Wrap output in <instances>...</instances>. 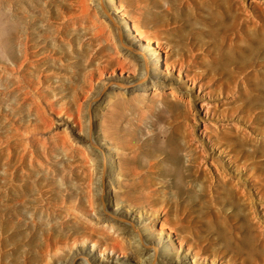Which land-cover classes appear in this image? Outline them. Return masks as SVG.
<instances>
[{
    "label": "rangeland",
    "instance_id": "1",
    "mask_svg": "<svg viewBox=\"0 0 264 264\" xmlns=\"http://www.w3.org/2000/svg\"><path fill=\"white\" fill-rule=\"evenodd\" d=\"M84 1L85 4H83ZM199 1L195 0V3L197 2L194 5L196 11L194 9L191 14V25L203 32L214 30L220 16L218 5L212 4L210 0ZM233 1L240 12L238 13L239 21L242 20L245 25L244 33H242L244 41L242 40L241 44H251L264 61V0ZM163 4H166L164 0H0V35L10 40L13 54L19 59V14L26 13L28 15L26 21L29 23L30 30L47 37V44L57 53L56 68L55 71H52L51 77V80L54 78L56 82L54 79L50 80L51 85L59 87L55 91L61 96L72 93L70 85L77 83L74 93L79 96L83 104L85 103L86 116L91 119L93 126V135L91 133L87 135L86 126L81 129L72 117L64 112L57 114V111L49 109L47 103H43V105L47 108L46 115L50 120L45 117L46 119H42L36 126L37 117L29 112L27 105H19V93L16 89L8 87L0 94L1 109L9 113L6 118L0 119V143H4L6 146V142H8L15 147L13 156L4 161L6 165L0 166V258H2L0 264H45V260L49 256L44 252L41 234L48 227L58 225L62 216L68 215L65 209L61 216L58 213L47 214L35 199L29 198L23 204V213L19 218V181L16 183L17 187L9 185L8 188L6 180L12 177L19 178V158L17 157L19 156V145L24 147L27 138H44L52 145L47 157L40 151L37 155L41 154L39 158L50 163L56 169L58 181L52 182V184L65 188L68 192H78L83 196L81 197L83 198L81 206L86 205L85 209H81L82 211L79 208L74 211L79 215V224L81 225L79 230L83 236H80L76 240L77 242L70 238L68 245L72 246H69L70 249L66 247L64 258L62 257L61 261H56L55 264L66 263L72 258L75 261L74 264H79L81 254H84V259L86 258L90 264H122V262L139 264L135 255H120L118 250L110 249L103 252L101 246L83 238L84 230L90 231L91 227L99 228L107 223V220H100L96 206L90 210L91 208L86 203L89 179L86 174L84 149H86V156L90 160L88 163L99 168L98 175L101 181L99 180L98 186H95L97 184L95 179L93 187L97 188L104 196L99 207L101 212L117 214L118 218H129L132 222L129 225L139 231L142 240L152 243L155 248L160 246V251L157 250L159 255L155 257L157 264H166V262L172 264H264V256L252 259L244 254V250L234 242H225L217 236V232L225 225L226 221L231 228L235 223L233 215L225 216L226 212L231 211V207L226 204L222 209L223 205L219 196L209 197L210 193L207 192L209 193H206L207 197L200 199L182 197L181 202L183 203L179 204L177 210L173 206L174 209L167 210L168 207H166L165 211L161 208L162 205L161 202L159 203L158 197L149 198L144 194L149 188L141 189L140 187V190L139 187L123 185L125 179L132 181L139 176H134L133 173H130L128 178L124 176L119 169L122 164L132 166L153 161L160 166H158L159 171H163L161 168L165 170L161 153L157 147L169 133L173 124H180L173 132L177 134L188 132L187 134L191 138L193 137L192 142L204 149L209 162V164L208 162L204 164V167L211 168L217 163H223L229 174H239L246 179L264 178L263 168H259L257 171L250 168L253 160L245 157L246 153H239L240 159H236L234 155L225 152L226 150H221V147H229V145L235 149L234 143L237 142L233 141L232 136L222 135L220 142H216L215 136H209L219 124H236L246 132L245 134L252 135V140L249 136L247 137L246 144L251 148L253 143L261 144L264 132L252 131L249 121L235 118L237 113L232 110L224 112L226 115L230 113L227 118L223 117V112L220 109L214 112L212 105L218 103L222 97L215 99L209 97L206 93L207 88L201 89L199 85L189 79L188 74L194 72L196 67L188 58H183L184 56L182 57L176 51V46L171 47L172 49L165 48L167 43L171 42L173 24L171 19L168 20L159 13L160 8H156ZM70 11L73 12L74 18L78 19L77 23L70 24V28L65 27L58 30V27L62 26L65 21L63 17L66 18L72 14ZM124 19L131 24H139L142 29L155 35L156 41L163 45L160 47L156 45V41L153 43L151 49L154 50L156 57L147 54L144 49L146 42L143 39L136 38L122 25L121 22ZM164 23H167V27ZM102 35L107 36L117 47L134 49L136 55L145 64L146 72L137 70L135 72L124 71L120 74V69L116 68L115 73L111 74V69L108 67L101 75L96 68L94 77L87 81L84 75L93 68L87 66L85 61L88 59L91 46L97 47V39ZM7 63V69L14 66L12 60H7ZM181 63L184 68L179 70ZM83 71L85 72L83 73ZM111 77H114L119 83L111 82ZM88 82H92V84H88ZM166 83L175 85L183 97L179 110H176V112L180 111V114H177V123L172 122L171 114L173 113L164 109L154 96L165 90L161 86ZM89 85L91 86L89 87ZM109 116L112 121L115 120L113 124L115 125L117 122L119 126L107 125ZM142 116H144L143 119L139 120ZM103 121H105L103 125L108 130L103 129ZM137 121L140 124L136 123ZM130 123L132 127L129 126V128L135 129L128 132L122 126L130 125ZM185 128L189 130L187 131ZM159 130L161 131L159 132ZM134 132L136 134L134 144L139 146L129 148L131 144L128 143H124L125 147L122 146L125 138L134 137ZM104 133L111 138L104 136ZM63 136L66 137L64 142L60 140L61 138L59 139ZM88 138L93 142L89 147L85 146ZM260 166L264 167V164H260ZM95 175L96 173H94V177ZM121 180L123 183L119 184ZM6 187L9 190L7 193H5ZM117 191H120L125 201L117 202L115 200ZM158 194L161 195V192ZM248 194L250 195L247 200L248 204L249 200L257 201L255 207L252 208L257 211L256 219L263 222L262 225H264V188L251 187ZM185 200L187 201L185 202ZM208 204L209 206H207ZM91 211L93 212L91 213ZM109 230V240L121 238L120 232L114 231L113 228H109ZM124 234L126 235V233ZM55 246L53 245V247ZM61 246H63L62 242Z\"/></svg>",
    "mask_w": 264,
    "mask_h": 264
},
{
    "label": "bare ground",
    "instance_id": "2",
    "mask_svg": "<svg viewBox=\"0 0 264 264\" xmlns=\"http://www.w3.org/2000/svg\"><path fill=\"white\" fill-rule=\"evenodd\" d=\"M164 1L166 4L157 6L156 8H160L159 13L168 20L171 19V23L173 24V32L170 38L171 42H168L165 48L170 49L171 47L176 46L175 48H177V50H175L180 53L182 57L184 56L183 58H188L191 63L194 64L192 65L196 67L194 72L188 74L189 79L194 84L199 85V88H207L206 93L209 97L214 99L222 97L218 103H214L212 105L214 112L215 110L217 111L220 109L223 112V117L227 118L230 113L226 115L224 112L232 110V112L237 113L235 118L238 117L241 120L249 121L252 131L264 132V61L261 59L262 57L259 52L255 50L251 44H241L243 40L242 33H244L245 25H243L242 20L241 22L239 21L240 16L238 13L240 12H238V8L234 1L210 0L212 1V4L218 5L220 16L218 15L219 19L216 28L209 32H203L191 25V14L195 9L194 5L197 4V2L195 3V0ZM83 4H85V1ZM70 13L72 14L66 16V18L63 17L65 21L64 23L62 22L63 24L61 23L62 26H59L58 30L69 27L70 24L77 23L78 19L74 18L72 11H70ZM26 20H28V15L26 13L19 14V59L11 51L10 40L6 39V37H1L0 35V45H2V48H0V94L8 87L16 89L19 93V105H27L29 112L33 113L37 117L36 126L39 125L42 119H46L45 117H47V108L43 105V103H47L49 109L57 111V114H59V112L66 113L68 116L72 117L73 121L79 124L81 129L83 126H86L85 129L87 131V135L90 133L93 135V126L91 119L86 116L87 110L84 106L85 103L83 104L79 96L74 93L77 83H72L70 85V88L73 90L72 93L68 92L69 94L66 93L61 96L57 94L55 89H59V87H53L50 83L52 71H55L56 68L55 64L57 61V53L50 45L47 44V37L30 30L29 23ZM121 23H123L122 25H124L129 32H132L136 38H141L146 42V44H144V49L147 54H151L156 57L154 50L151 49L153 43L156 41L155 35L148 33L137 23L131 24L125 19ZM166 24L165 26L167 27ZM58 36L60 35L58 34ZM97 41L98 44L95 43L97 47L93 48L91 46L90 52L88 53V59L85 61L87 66H91V68H93L90 71L88 69L89 72L84 75L87 81H90V79L94 77L96 68L101 75H103V72L107 70L108 67L111 69V74L115 73L116 68L120 69V74L124 71L135 72L137 70H142L144 73L146 72L147 69L145 64L136 55L134 49H123V47H117V45L112 43L105 35L100 36ZM155 43L157 46H163L158 41ZM7 60H12L14 62V66H10V69H7ZM182 67L183 65L181 63L179 70H181ZM84 72L85 71H83V73ZM77 79L80 78L77 77ZM110 81L119 83L114 77H111ZM54 82H56L55 79ZM89 83L92 84V82H88V84ZM90 86L91 85H89V87ZM161 87H164L165 90L156 93L154 96H156V100L164 109L173 113H170L172 116V122L177 123V114H180V111L176 112V110H179L183 97L179 93L177 87L173 84L166 83ZM7 114L9 113L1 109L0 106V119L3 117L6 118ZM48 116L50 117V114ZM143 117L144 116H142L139 120H142ZM107 121H109L107 125H112L115 120L112 121L109 116ZM164 121L165 120L163 119V122ZM104 122L105 121L102 122L103 129L108 130L106 126L103 125ZM131 123L130 125H128V123L127 126H121L124 130H128V132H130V130L134 131L135 128H129V126L132 127ZM136 123L140 124L138 121ZM173 125L171 128L172 130L168 128L170 129L169 133L165 135L164 139H162V143L160 144L159 142L160 145L157 147L161 153L165 170L161 168L163 171H159L158 163L153 161H148L147 164L140 163L132 166L122 164L119 169L124 176L128 178L130 173H133L134 176H139H136L137 178L132 181L125 179V183L123 185L128 187H139V189L140 187L141 189L149 188L147 191L144 190V194L149 198L158 197L159 203L161 202L162 205L161 208L164 210L166 207H168L167 210H170L173 206L177 210L179 204L183 203L181 202L182 197L189 199L196 197L200 199L202 197H207V192L210 193L209 197L219 196L221 198L220 202L223 205L222 209L225 208L226 204H229L231 207V211L226 212L225 216L227 217L229 215H233L235 223L231 228L230 224L226 221L225 225L217 232V236L225 242H234L237 246L244 250V254L252 259L257 256H264V225H262L263 222L261 223L258 219H256V216H258L257 211L252 208L253 206L255 207L257 204L255 202L257 201L254 202L249 200V204L247 201L250 196L248 192L251 187H259V189L264 188V178L246 179L239 174H229L226 171L227 169L225 170V164H219L216 161L215 162L217 164L215 166H212L211 168L204 167V164L208 162V156L206 155V152H204V149L200 148L199 145L195 144V142H192L193 137L191 138L189 134H187L188 132L186 134H177L173 132L180 124ZM113 126L119 125L116 122ZM187 128L185 129L187 130ZM160 131L161 130H159V132ZM245 133L246 132L241 129L240 126L227 123L217 125L215 130H213L212 134L210 133L209 136H215L216 142L221 141L222 135L232 136L233 141L237 142L234 143L236 145L235 149L228 144L229 147L219 145L223 146L221 147V150H226L225 152L234 155V158L236 159H240L239 153H246L245 157L253 160L250 164V168L252 170L257 171L259 168L264 169V167L260 166V164H264V137L261 140V144L253 143V147L249 148V146L246 145L248 141L247 137L249 135ZM133 135V138H125L123 143L120 141L118 142L122 143V146H124V143L131 144L129 145V148L138 147L139 145L134 144L136 135L135 132ZM104 136L109 139L111 138L106 133H104ZM63 137H59V139L61 138L60 140L64 142L66 137ZM249 138L252 140V135H250ZM92 144V140H89L88 138L85 146L89 147ZM51 147L52 145L44 138H27L24 147L19 145V156H17L19 158V178L12 177L7 178L6 180L7 187L9 185L15 186L19 181V218H21L23 213L22 206L29 198L35 199L37 203L42 206L43 211L47 214L58 213L61 216L62 211L64 209L67 210L68 215L62 216L58 225L48 227L41 234L44 252L47 256H49L45 260V264H55L56 261H61L63 254H66V247L70 249L69 246L71 244L68 245L69 239L72 238L74 242H77L76 240L80 236H83L82 232L79 230L81 227L79 224V215L74 211L77 208L80 210L86 208V205L84 208L80 204L83 199L81 198L83 197L81 194L78 192H68L65 188L56 187L52 184V182L58 181L56 179V169L53 168V165L50 163L44 162L39 158L41 157V154H44V156L47 157L50 153ZM14 149L15 147L8 142H6V146L4 143H0V166L6 165V163L4 164V161L6 159L9 160L13 156ZM84 150L83 156L85 158L87 169L86 174L89 179V186L86 193V203H88L87 206L89 205L91 208L90 210L96 206L98 208L100 220H107V223L101 225L99 228H95L96 226L91 227L90 231L84 230L83 238H87L94 244L101 246V250L103 252L109 249L112 251L118 250L120 255H135V257L139 260V264H157V259L155 257L159 255L160 246L159 248H155L152 243L142 240V235H140L139 231L129 225L132 224L129 218L125 219V216V218H118L117 214H107L104 211L101 212L102 210H100L99 207L103 202L104 196L100 194L97 188L95 189V187H93L94 180L96 179L97 182L95 186H98V181L100 180L98 175L99 168L97 166H93L92 163H88L90 160L88 156H86V149ZM39 151L41 154L37 156ZM259 157H261V159H258ZM228 169L231 168L228 167ZM94 173H96L95 177ZM122 183V180L119 181V184ZM7 187L5 188V193L9 191V187ZM159 187H162L163 189H160ZM165 188L169 189L166 190ZM159 192H161V195L158 194ZM115 200L117 202H119V200L122 202L125 201L120 191L115 192ZM186 201L187 200H185V202ZM207 206H209V204ZM92 212L93 211H91V213ZM109 228H113L114 231L120 232L121 238L118 239V237L117 239L109 240ZM124 233H126V235ZM61 242L63 246H61ZM53 245L56 246L53 247ZM83 255L84 254H81L79 264H90L87 262L86 258L84 259L85 256ZM74 263L75 261H73L72 258L70 261L61 264ZM122 264L131 263L122 262ZM166 264L172 263L166 262Z\"/></svg>",
    "mask_w": 264,
    "mask_h": 264
}]
</instances>
